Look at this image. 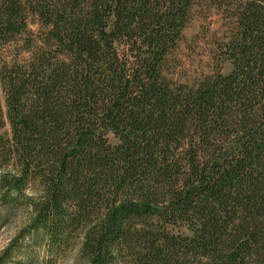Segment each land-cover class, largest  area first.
Here are the masks:
<instances>
[{
  "label": "trees",
  "instance_id": "1",
  "mask_svg": "<svg viewBox=\"0 0 264 264\" xmlns=\"http://www.w3.org/2000/svg\"><path fill=\"white\" fill-rule=\"evenodd\" d=\"M197 10L225 21L232 69L178 84L168 51ZM9 47L0 151L20 170L0 188L43 184L31 226L50 245L83 234L90 264H264V0H0Z\"/></svg>",
  "mask_w": 264,
  "mask_h": 264
},
{
  "label": "rangeland",
  "instance_id": "2",
  "mask_svg": "<svg viewBox=\"0 0 264 264\" xmlns=\"http://www.w3.org/2000/svg\"><path fill=\"white\" fill-rule=\"evenodd\" d=\"M195 12V11H194ZM185 19L184 28L181 31L180 40L176 47L168 52V66L165 75L178 84L191 85L210 75L213 71H220L227 75L231 69V63L226 55L220 51L222 32L225 30V21L220 15H211L210 19L201 18L202 11L197 10ZM35 17L30 15L28 19L29 29L37 30L34 24ZM210 20V22H209ZM209 22V23H208ZM17 53L16 48H5L0 51L4 58L0 60L10 63V57ZM3 61V62H2ZM0 104L4 115L6 108L4 94L0 85ZM3 139L11 137V129L6 120L5 127L0 131ZM108 140L112 145L118 141L109 134ZM6 151H0V177L19 173V166L15 159H9ZM43 195V184L39 181L28 183L24 195L16 197L9 193L4 198V191L0 188V258L10 251V259L7 264H90L83 250V234L69 241L68 246L59 248L50 245L49 237L42 230L34 229L32 219L34 212L32 204L38 202ZM177 234H189L184 227L172 228ZM117 257V256H116ZM121 257V256H120ZM118 257L111 264H136L133 258L124 255V259Z\"/></svg>",
  "mask_w": 264,
  "mask_h": 264
}]
</instances>
